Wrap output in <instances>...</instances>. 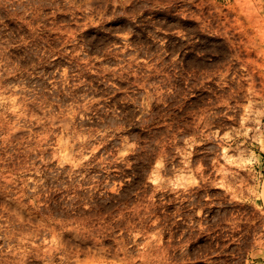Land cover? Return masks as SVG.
<instances>
[{
  "label": "clouds",
  "instance_id": "9594fccd",
  "mask_svg": "<svg viewBox=\"0 0 264 264\" xmlns=\"http://www.w3.org/2000/svg\"><path fill=\"white\" fill-rule=\"evenodd\" d=\"M0 264H264V0H0Z\"/></svg>",
  "mask_w": 264,
  "mask_h": 264
}]
</instances>
